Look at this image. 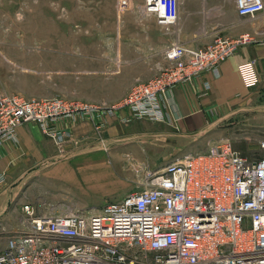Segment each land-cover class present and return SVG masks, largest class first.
Masks as SVG:
<instances>
[{"label":"built area","instance_id":"1","mask_svg":"<svg viewBox=\"0 0 264 264\" xmlns=\"http://www.w3.org/2000/svg\"><path fill=\"white\" fill-rule=\"evenodd\" d=\"M234 1L240 16L264 11V0ZM181 4L144 0V9L170 31ZM251 41L246 33L218 36L207 46L175 42L164 51L169 64L149 80L138 79L113 104L0 94V143L16 139L21 125L37 123L62 148L67 134L56 121L88 120L101 130L120 109L130 119L168 122L174 87L203 72L220 75L221 64ZM239 70L247 86L257 82L250 63ZM137 186L95 212L46 215L24 204L29 227L7 240L0 264H264V157L245 156L224 138L147 171Z\"/></svg>","mask_w":264,"mask_h":264},{"label":"crops","instance_id":"2","mask_svg":"<svg viewBox=\"0 0 264 264\" xmlns=\"http://www.w3.org/2000/svg\"><path fill=\"white\" fill-rule=\"evenodd\" d=\"M257 19L260 21L254 26L243 25L245 20ZM167 33L170 38L166 44L155 45L164 59L165 49L175 42L207 46L218 36L237 38L246 33L253 36V41L240 45L221 64L220 75L203 72L192 81L174 87L171 91L173 112L168 122L130 119L128 109L107 116L101 130H96L88 120L61 118L55 122L67 134L61 149L37 123L18 127L16 139L0 143V175H3L0 253L11 236L29 227L24 204H33L39 213L46 215L86 210L72 198L41 189L37 181L40 175L52 177L77 173L78 167L105 165L109 152L118 149L116 146H190V149L205 151L224 138H230L234 146H241V138L249 134L254 145L259 146L264 140L259 136V133L264 134V11L255 18L243 17L238 14L234 0H182L180 18ZM127 51L134 52L131 48ZM244 63H250L256 75L257 82L252 86L245 84L239 70ZM154 64L152 67L145 64L144 70L150 71L147 74L133 70L131 78L139 75L144 81L153 78L157 75L153 74L155 67L159 69L158 63ZM130 170L132 177L136 169L135 172L134 168ZM121 189L124 193L119 200L134 191L124 183Z\"/></svg>","mask_w":264,"mask_h":264},{"label":"rangeland","instance_id":"3","mask_svg":"<svg viewBox=\"0 0 264 264\" xmlns=\"http://www.w3.org/2000/svg\"><path fill=\"white\" fill-rule=\"evenodd\" d=\"M259 21L245 20L243 25L249 28ZM168 38L167 30L144 9V0H0V94L113 104L144 79L131 78L133 70L147 74L145 64L157 62L154 74L167 66L155 45H165ZM247 137L234 147L250 158L264 157V148L254 145L251 134ZM116 147L105 165L40 175L37 181L41 189L72 198L86 211L98 210L119 201L123 183L137 190L147 171L202 151L190 146ZM132 168L136 174L131 177Z\"/></svg>","mask_w":264,"mask_h":264}]
</instances>
